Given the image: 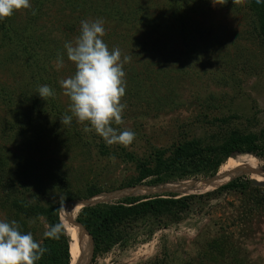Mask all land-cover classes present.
Masks as SVG:
<instances>
[{
	"label": "rangeland",
	"instance_id": "obj_1",
	"mask_svg": "<svg viewBox=\"0 0 264 264\" xmlns=\"http://www.w3.org/2000/svg\"><path fill=\"white\" fill-rule=\"evenodd\" d=\"M65 1L31 0L30 9L13 13L14 29L23 34L21 29L26 27L27 33H33L32 59L27 61L19 53L16 56L11 48L0 49V161L5 164L4 172L12 175L17 166L27 167L35 187L50 190L66 177L68 187L79 198L87 186L95 184L101 190L99 202H117L123 198V191L135 189L121 188L136 177L135 165L121 155L122 149L140 156L147 154L151 146L169 148L180 140L202 138L225 129L198 121L205 114L210 120L236 116L230 128L254 133L264 130V49L243 37L247 22L243 14L227 7L225 0H199L193 4L190 30L194 28V37L189 35L187 41L175 22L169 24L170 29H162L167 0H86L80 9H72ZM106 10L111 13L104 15ZM116 10L126 17L140 14L147 19L144 25L135 23L132 17L128 23L122 22ZM97 19L104 21L103 40L109 50L119 48L122 58L129 57L123 65V122L112 125L135 133L128 145H108L94 130L85 131L91 127L89 122H80L72 114L70 98L60 84L76 71L64 44L74 43L79 37L82 20ZM200 27L211 28L213 35L200 37L196 34ZM58 56L64 62L59 70ZM43 85L50 86L55 95L45 100L39 97L38 89ZM222 98L226 101L221 102ZM204 104L218 109L206 110ZM41 107L53 109L51 127L45 120H38ZM64 115H73L70 126L61 123ZM56 123L59 131L53 128ZM102 143L112 154L101 155ZM256 160L259 169L264 168V160ZM243 162L247 165L245 161L236 163ZM227 163L224 178L212 185L199 184L187 196L205 195L219 187L230 174L232 166L228 168ZM241 177L250 180L246 173L234 179ZM134 195L161 194L141 191ZM78 200L85 199L73 201ZM243 200L236 194L204 198L191 204L182 221L168 222L167 227L150 218L141 219L127 229L121 243L93 264H186L214 238L228 242L232 251L225 255L227 262L236 258L238 264H264V215L254 218L247 233L244 223L237 221L244 216ZM79 207L69 209L71 213L66 211L64 219L72 217V222ZM8 215L6 208L0 209V219L7 220ZM199 240H203L201 246Z\"/></svg>",
	"mask_w": 264,
	"mask_h": 264
},
{
	"label": "trees",
	"instance_id": "obj_2",
	"mask_svg": "<svg viewBox=\"0 0 264 264\" xmlns=\"http://www.w3.org/2000/svg\"><path fill=\"white\" fill-rule=\"evenodd\" d=\"M167 1L169 2V4L166 3L168 8L162 14V19L165 22L161 25L162 29H170L169 24L175 22L178 25L179 34L186 41L189 35L194 37V28L190 30L192 28L190 15L194 13L193 4L198 3L199 0ZM224 2L236 13L243 14L244 20L247 22L246 31L244 30L242 34L243 37L247 41H256L264 49V4H257L256 0H225ZM65 5H69L72 9H80L86 5V0L84 2L82 0H66ZM238 5L241 6L238 7ZM110 13L106 10L104 15ZM115 13L117 17L120 16L118 18L120 21L127 23L128 19L132 17L135 23L144 25L143 23L147 19L140 14H128L126 17L117 13V10ZM12 18L13 15L0 20V49H14L16 56L19 53L23 59L26 58L28 61L34 57L30 54V51L34 50L32 47L34 42L31 39L33 33H27L25 27L21 29L23 34H20L18 30L14 29ZM193 26L195 25L193 24ZM201 28L196 29V34L200 37L204 34L213 35L211 28ZM200 29L204 30L205 33ZM9 57L12 55L9 54ZM211 101H214V98H211ZM224 101L226 99L222 98L221 102ZM43 104L47 105V103ZM204 107L206 110L218 109L209 104H204ZM31 111L34 114V108ZM51 114H54L53 109L51 111L42 108L40 113H37V118L38 120H45L51 127L53 124ZM235 119H237L236 116H229L210 120L205 114L198 121L204 125L218 126L221 130L225 129L218 133L211 132L210 135L202 138L180 140L169 148L151 146L147 154L140 156L137 153L125 152L122 149L121 155L134 163L136 177L124 183L121 188L158 187L188 180L209 179L226 165L230 157L237 154H249L256 159L264 160V130L254 133L239 127L230 128ZM53 128L56 130L59 128L57 123L53 125ZM49 130L51 131L52 128ZM64 134L66 135V132ZM99 149L102 156L112 154L104 143L99 145ZM256 159H254L256 161L255 176L259 181L264 182V173L259 172V162ZM4 166V162L0 161V194L2 196L0 197V209L6 208L9 213L7 220L17 221L23 232H31L34 239L42 242L43 247L47 249L42 259L36 264H71L69 239L64 231L66 230L64 216L68 206L63 205L77 199H91L98 196L101 190L95 184H91L85 188L83 197L79 198V195L74 194L73 190L68 187L69 182L66 177L64 180L60 179L61 181L50 190L41 186L35 187L34 182H31L30 171L27 167L17 166L14 174L10 175L4 172ZM261 169L264 170V168ZM243 173L248 174L252 180V174L245 163L232 165L228 178L221 184L225 185H220L221 187L205 195L179 197L173 193H164L152 197L126 196L117 202L79 207L73 221H76L92 239L90 264H93L97 258L107 255L116 245L121 243L126 237L127 229L137 221L150 218L167 227L168 222L179 223L182 221L190 210L191 204L196 201L204 198H216L223 194H236L244 197L241 203L244 216L239 217L237 221L244 223L242 226L249 233L254 218L264 215V188L253 186L250 180L242 177L234 179ZM55 224L61 225L62 230L59 239L44 238V233L49 229V226ZM72 232L74 243L81 255L85 251L84 254L89 256L88 238L76 225H72ZM202 242L203 240H199L198 244L201 246ZM231 251L225 239L214 238L209 242L207 241L195 252L194 257L196 259H189L186 264H238L236 258L231 259L230 263L226 261L225 255L227 257V253L229 254ZM87 259L86 256V261ZM154 264L161 263L156 262Z\"/></svg>",
	"mask_w": 264,
	"mask_h": 264
},
{
	"label": "clouds",
	"instance_id": "obj_3",
	"mask_svg": "<svg viewBox=\"0 0 264 264\" xmlns=\"http://www.w3.org/2000/svg\"><path fill=\"white\" fill-rule=\"evenodd\" d=\"M256 3L264 4V0H256ZM30 8L31 0H0V20L15 11ZM105 34L103 20L81 21L79 37L74 43L64 44L67 58L74 63L76 71L60 84L64 95L70 98L72 114L80 122H89L91 127H86L85 131L94 130L108 145H128L135 139V133L112 125L123 122L122 113L126 108L121 103L126 91L123 65L129 57L122 58L119 48L109 50L103 40ZM63 66V57L58 56L57 70ZM38 95L45 100L55 92L43 85ZM73 115H64L61 123L70 126ZM61 230L60 224L51 225L44 238L59 239ZM46 252L42 242L35 240L31 232H23L17 221L0 219V264H36Z\"/></svg>",
	"mask_w": 264,
	"mask_h": 264
},
{
	"label": "water",
	"instance_id": "obj_4",
	"mask_svg": "<svg viewBox=\"0 0 264 264\" xmlns=\"http://www.w3.org/2000/svg\"><path fill=\"white\" fill-rule=\"evenodd\" d=\"M239 156H251L252 158H255L254 156L249 155V154H237V155H234V156H232L230 158H236V157H239ZM259 172L264 173V170L259 169ZM220 180H221V176H218V173H217L214 177H211L209 179H205V180H192L191 182H188V183H181V182L180 183H171V184L160 185L158 187H148V188L143 187V186H140V187H135V189L132 188L134 190L123 191L122 192V194H123L122 197H126V196H132L133 197V196H135L134 194L136 192H141V191H152V192H154L156 194H159V193L160 194L173 193V194H176V195L187 196L191 192L196 191L199 184H202L204 186L205 185H212L213 183H215L217 181H220ZM250 182H251V184L253 186L264 188V183H259V182H256L254 180H251V179H250ZM223 185H225V184H223ZM223 185H221V186H223ZM221 186H219V187H221ZM219 187L215 188L214 190L218 189ZM98 198L99 197L96 196V197H93L91 199L71 201L69 203H66L63 206H68V210L67 211L69 213H71V211L69 209H72L76 205H79V206H81V208H84V207L94 206V205H96L98 203H103V202H99ZM59 214H60V211H59ZM66 218L69 220V217H66ZM71 225H73V226L76 225V226H78L81 229V231L83 232V234L88 238V245L90 247V255L88 256L87 254H84L85 251H83V253H82V255H81L80 259H79L78 264H90L91 257H92V239L86 233V231L78 223H76V221L75 222L72 221L71 222ZM86 256L88 257L87 261H86Z\"/></svg>",
	"mask_w": 264,
	"mask_h": 264
},
{
	"label": "bare ground",
	"instance_id": "obj_5",
	"mask_svg": "<svg viewBox=\"0 0 264 264\" xmlns=\"http://www.w3.org/2000/svg\"><path fill=\"white\" fill-rule=\"evenodd\" d=\"M241 161H245L247 163V166H248V169L249 171L251 172L252 174V179L253 178H256L255 176V170H256V161L254 160V158H252L251 156H239V157H236V158H229V161H228V168L231 165V163H235L236 162H241ZM244 163V162H243ZM225 171H226V168L225 166L224 167H221V169L219 170L218 172V176H221V179L224 178V175H225ZM257 179V178H256ZM258 180V179H257ZM259 181V180H258ZM259 182H262V181H259ZM264 183V182H262ZM210 188V187H209ZM197 193V192H196ZM66 214V213H65ZM72 216V215H71ZM67 217V216H66ZM65 217L64 219V223L66 225V235L69 239V246H70V254H71V259H72V262L71 264H78L79 262V259L81 257V253L79 251V249L77 248V246L75 245L74 243V239H73V232H72V225L70 224L71 221H69L72 217H69V220H67V218ZM69 223V224H68ZM68 224V225H67Z\"/></svg>",
	"mask_w": 264,
	"mask_h": 264
}]
</instances>
